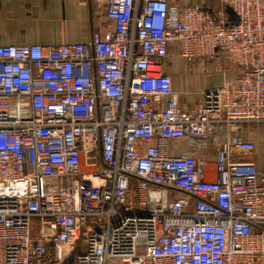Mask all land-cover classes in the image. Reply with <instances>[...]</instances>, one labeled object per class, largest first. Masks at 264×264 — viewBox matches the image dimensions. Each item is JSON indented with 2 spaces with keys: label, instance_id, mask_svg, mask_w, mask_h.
I'll return each mask as SVG.
<instances>
[{
  "label": "built area",
  "instance_id": "2783aa9c",
  "mask_svg": "<svg viewBox=\"0 0 264 264\" xmlns=\"http://www.w3.org/2000/svg\"><path fill=\"white\" fill-rule=\"evenodd\" d=\"M207 1L104 0L88 44L0 46V264H264V171L232 154L264 127V0ZM176 43L241 73L182 110Z\"/></svg>",
  "mask_w": 264,
  "mask_h": 264
},
{
  "label": "crops",
  "instance_id": "0c3cea01",
  "mask_svg": "<svg viewBox=\"0 0 264 264\" xmlns=\"http://www.w3.org/2000/svg\"><path fill=\"white\" fill-rule=\"evenodd\" d=\"M196 2L200 3V0H182L186 5ZM205 6L213 11L219 9L213 0L207 1ZM112 26L106 18L104 0H0V46L88 44L95 32L104 34ZM167 55L162 71L170 77L173 89L181 93L182 110L203 104L205 92L241 73L228 68L226 62L215 65L212 61L194 59L187 63L179 55L177 43L171 46ZM211 66L212 73L205 75ZM241 133L242 139L255 144V150L243 154L232 149L235 160L251 163L259 173L263 172L264 127H245ZM214 157L215 150L212 149L211 162Z\"/></svg>",
  "mask_w": 264,
  "mask_h": 264
},
{
  "label": "rangeland",
  "instance_id": "374dc122",
  "mask_svg": "<svg viewBox=\"0 0 264 264\" xmlns=\"http://www.w3.org/2000/svg\"><path fill=\"white\" fill-rule=\"evenodd\" d=\"M211 69H213L212 66L207 69V72H205V75H209V73H212ZM205 177L207 180L214 179V167L213 166H207Z\"/></svg>",
  "mask_w": 264,
  "mask_h": 264
},
{
  "label": "water",
  "instance_id": "95a60500",
  "mask_svg": "<svg viewBox=\"0 0 264 264\" xmlns=\"http://www.w3.org/2000/svg\"><path fill=\"white\" fill-rule=\"evenodd\" d=\"M227 12H228V13H230V10H229V9H227Z\"/></svg>",
  "mask_w": 264,
  "mask_h": 264
},
{
  "label": "trees",
  "instance_id": "16d2710c",
  "mask_svg": "<svg viewBox=\"0 0 264 264\" xmlns=\"http://www.w3.org/2000/svg\"><path fill=\"white\" fill-rule=\"evenodd\" d=\"M211 1V0H210ZM213 1H215V0H213ZM216 2V1H215ZM217 3V2H216ZM219 8V7H218ZM226 11H227V9H226Z\"/></svg>",
  "mask_w": 264,
  "mask_h": 264
}]
</instances>
